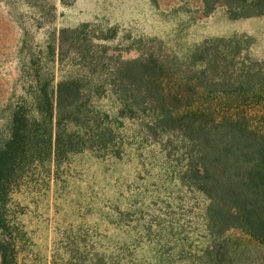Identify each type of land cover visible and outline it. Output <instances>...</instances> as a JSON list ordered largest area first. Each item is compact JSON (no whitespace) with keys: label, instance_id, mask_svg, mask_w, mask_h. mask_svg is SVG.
I'll return each mask as SVG.
<instances>
[{"label":"rangeland","instance_id":"rangeland-1","mask_svg":"<svg viewBox=\"0 0 264 264\" xmlns=\"http://www.w3.org/2000/svg\"><path fill=\"white\" fill-rule=\"evenodd\" d=\"M216 41L264 71V16L233 19L219 4L206 13L203 0H0V151L18 107L38 118L40 87L55 94L59 82L82 75L95 82L93 106L116 117L96 86L111 72L84 66L151 55L188 75L191 56ZM247 110L264 131V99ZM120 123L119 158L85 151L37 164L22 180L10 205L17 264H64L76 245L109 264H264V242L240 229L210 234V202L184 180L196 158L183 134Z\"/></svg>","mask_w":264,"mask_h":264},{"label":"trees","instance_id":"trees-1","mask_svg":"<svg viewBox=\"0 0 264 264\" xmlns=\"http://www.w3.org/2000/svg\"><path fill=\"white\" fill-rule=\"evenodd\" d=\"M203 2L206 13L219 4L233 19L264 16V0ZM216 42L196 50L188 75L189 68L183 71L151 55L111 67L101 62L84 66L92 74L100 66L111 72L96 86L110 94L116 117L93 106L95 82L82 75L59 82L55 94L48 85L40 87L38 118L24 107L15 110L11 138L0 151V230L5 237L0 264H17L12 237L18 228L10 205L34 166L50 161L60 165L85 151L119 158L120 120L127 118L147 123L155 132H179L192 144L196 162L184 180L209 200L206 218L213 237L240 229L264 242V131L254 127L247 110L264 99V71L247 65L240 50ZM223 100L227 107L220 112L216 104ZM66 253L64 264H109L89 247L81 251L76 245Z\"/></svg>","mask_w":264,"mask_h":264}]
</instances>
